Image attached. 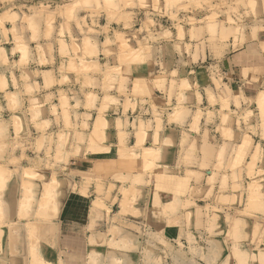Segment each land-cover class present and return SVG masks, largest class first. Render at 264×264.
Segmentation results:
<instances>
[{
	"label": "crops",
	"instance_id": "0c3cea01",
	"mask_svg": "<svg viewBox=\"0 0 264 264\" xmlns=\"http://www.w3.org/2000/svg\"><path fill=\"white\" fill-rule=\"evenodd\" d=\"M18 29L19 44L0 33V160L20 158L22 175H46L48 184L58 176L61 190L47 187L45 217L34 229L53 260L86 264L92 239L102 238L98 205L122 202V191L144 224L165 232L168 222L181 224L186 203H210L222 190L232 196L244 184L257 144L238 158L245 141L239 127L259 126L264 99L261 63L249 51L226 53L211 66L223 70L216 75L207 68L172 74L128 54L104 60L101 40H92L93 55H85L82 39L75 53L71 41L60 47L58 35L37 46L31 32ZM225 127L233 128L231 138L213 135ZM32 184L39 181L0 183V221H32L20 218L32 213L24 201Z\"/></svg>",
	"mask_w": 264,
	"mask_h": 264
},
{
	"label": "rangeland",
	"instance_id": "374dc122",
	"mask_svg": "<svg viewBox=\"0 0 264 264\" xmlns=\"http://www.w3.org/2000/svg\"><path fill=\"white\" fill-rule=\"evenodd\" d=\"M19 26L23 32H31L37 46L58 35L61 48L71 41L77 53V41L82 39L84 54L93 55L89 44L101 40L104 60L119 56L125 61L128 54L135 62L153 60L158 72L172 74L180 69H209L216 75L223 70L211 66L226 53L246 50L261 63L259 70L264 74V0H0L2 38L8 41L11 33L19 44ZM221 87L215 82L216 89ZM262 91L264 94V84ZM259 105V126L239 127L245 141L238 158H243L242 152L248 155L253 151L254 140L257 147L247 178H241L244 184L235 186L232 196L222 190L210 203H186L181 224L168 222L169 228L163 232L144 224L139 211L129 205L133 200L128 191H122V202L118 198L111 206L98 205L104 213L98 214L96 224L102 238L95 242L92 239L91 247L95 249L86 264H264L263 97ZM230 129L214 128L213 135L221 133L231 138ZM17 130L19 135L22 129ZM33 130L26 128L30 137L35 135ZM0 161L1 184H18L22 178L39 181L38 185L24 187V201L32 213L20 218L32 221H0V264H60L45 253L46 248L41 246L45 240L39 234L36 238L34 231L35 219L42 223L45 217L41 204L50 197L45 192L47 187L53 186L51 194L61 190L58 176L54 175L48 184L46 175L34 171L22 175L24 160L20 158ZM5 233L7 238H3ZM8 246L10 254L4 253ZM17 258L24 261L13 262Z\"/></svg>",
	"mask_w": 264,
	"mask_h": 264
},
{
	"label": "bare ground",
	"instance_id": "6f19581e",
	"mask_svg": "<svg viewBox=\"0 0 264 264\" xmlns=\"http://www.w3.org/2000/svg\"><path fill=\"white\" fill-rule=\"evenodd\" d=\"M73 46V45H72ZM77 47V46H76ZM38 225V224H37ZM40 226V225H39ZM38 227V226H37ZM50 229H52V228H50ZM42 232V231H41Z\"/></svg>",
	"mask_w": 264,
	"mask_h": 264
}]
</instances>
